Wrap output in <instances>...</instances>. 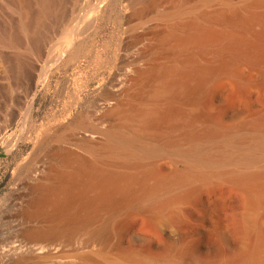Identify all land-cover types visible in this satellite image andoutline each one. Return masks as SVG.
<instances>
[{
    "label": "bare ground",
    "instance_id": "obj_1",
    "mask_svg": "<svg viewBox=\"0 0 264 264\" xmlns=\"http://www.w3.org/2000/svg\"><path fill=\"white\" fill-rule=\"evenodd\" d=\"M192 1L0 0V94L9 95L0 109L13 111L23 97L24 124L30 126L37 87L48 86L55 72L77 70L81 79L64 112L69 118L60 125L102 128L85 156L59 149L42 165L45 155L39 152L18 167L20 180L41 174L30 190L32 205L21 210L36 224L18 247L0 248L1 264H29L41 251L49 256L46 239L74 234L86 236L76 242L89 251L70 255L64 264H221L185 253L177 239H168L167 251L151 245L110 255L101 237L129 199L163 217L181 190L211 178L244 190L254 224L264 206V116L250 127L225 131L204 126L188 110L223 77L241 78L246 68L264 76V0ZM152 7L157 22L141 33L148 50L140 57L137 47L113 62L101 59L94 42L100 21L119 11V23L132 25ZM138 32L130 27L129 47L138 46ZM164 155L181 158L183 168L152 175L149 163ZM244 256L241 264H264V245Z\"/></svg>",
    "mask_w": 264,
    "mask_h": 264
},
{
    "label": "rangeland",
    "instance_id": "obj_2",
    "mask_svg": "<svg viewBox=\"0 0 264 264\" xmlns=\"http://www.w3.org/2000/svg\"><path fill=\"white\" fill-rule=\"evenodd\" d=\"M175 2L176 0H172L171 4H176ZM71 5L68 4L70 7ZM155 10L153 7L149 8L132 25L119 23L122 16L119 11L100 21L94 42L101 59L108 58L113 62L117 54L132 55L137 47L140 57L148 50V42L142 39L141 33L157 22ZM133 26H138V46L131 48L127 38L130 27ZM55 36L58 38L59 35ZM121 38L124 44L120 46ZM80 75L77 70L68 73L58 71L50 76L48 86L39 85L34 97L32 124L28 127L24 124L23 97L15 101L13 111L0 109V248L18 247L26 235L24 231L36 224L32 219L23 218L27 215H22L21 210L32 205L30 190L33 188L34 178H40L41 174L32 179L20 180L18 169L27 165L32 156L39 152L45 155L42 165L44 161L54 157L55 151L59 149L85 156L86 149L99 141L101 127L87 125L88 127L72 130L60 125L69 118V113L64 112L71 109L75 83L81 79ZM8 100V94H0L1 104ZM188 111L204 126L210 125L219 130L232 131L241 126L250 127L257 118L264 116V76L254 68H246L243 69L241 78L223 77L213 82L198 104L190 106ZM53 117L55 123L47 125L48 120ZM37 138L39 144L34 145ZM183 164L179 157L164 155L152 159L149 170L152 175L163 177L174 169L183 168ZM29 180L33 183L32 186ZM137 201L135 197L129 199L122 210L111 218V228L110 225L106 227L101 235L110 255L133 248L147 250L151 245L167 251L168 239H177V246L187 254L199 252L221 264H241L248 250L264 245V206L257 209L254 224L251 225L248 218L251 206H248L244 190L229 180L211 178L185 187L179 192L177 200L165 207L163 217L146 211L138 206ZM175 235H178L177 238ZM85 238L86 236L77 234L71 235L69 240L66 237L55 241L48 238V242L45 240L43 245L49 251V256L43 257L46 252L41 251L30 263L64 264L70 255L89 251L79 249L76 242ZM56 247H60L59 251ZM12 260L6 259L2 264H12Z\"/></svg>",
    "mask_w": 264,
    "mask_h": 264
}]
</instances>
